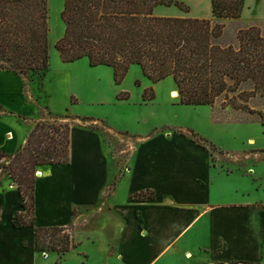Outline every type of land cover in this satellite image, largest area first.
I'll list each match as a JSON object with an SVG mask.
<instances>
[{"label": "crops", "instance_id": "crops-1", "mask_svg": "<svg viewBox=\"0 0 264 264\" xmlns=\"http://www.w3.org/2000/svg\"><path fill=\"white\" fill-rule=\"evenodd\" d=\"M204 9L205 17L197 7H192L188 16L212 18L211 1ZM155 12L182 15L158 8ZM242 16L243 10L241 20ZM32 89L23 76L0 70L1 152L20 149L33 125L41 120L42 106ZM10 116L15 118L14 128ZM97 137L91 128L72 125L69 162L40 167L34 191L36 226L73 229L85 212L97 207L105 212V223L113 234L111 255L121 264L173 262L186 257L180 250L183 243L203 236L216 252L213 263L259 261L263 257L264 198H252L249 188L222 185L228 172L216 169L212 156L196 142L180 133L138 137L131 153L133 162L125 160L126 172L118 176L122 200L111 202L119 190L115 187L108 194L112 175L105 170L106 161L91 154V143L97 144ZM145 190L153 191L154 197L131 198ZM19 210L16 184L7 175L0 176V264H35L33 228L11 224ZM71 240L74 243L72 236Z\"/></svg>", "mask_w": 264, "mask_h": 264}, {"label": "trees", "instance_id": "trees-1", "mask_svg": "<svg viewBox=\"0 0 264 264\" xmlns=\"http://www.w3.org/2000/svg\"><path fill=\"white\" fill-rule=\"evenodd\" d=\"M210 1L212 18L156 14L160 5L189 11L181 0H64V33L54 46L64 63L87 58L90 66L111 67L116 83L136 64L152 83L171 77L181 104L213 107L222 99L223 108L251 111L248 101L264 96V36L255 26L239 28L238 46L224 44L225 23L220 20L239 19L244 0ZM48 18V0H0V70L23 77L47 73ZM70 130L71 124L61 117L38 121L20 149L0 151V160L10 158L7 176L21 197V210L11 224L33 228L37 252L45 251L46 242L64 228L35 225V171L69 162ZM153 197L151 190L131 195L134 200ZM74 247L64 234L52 250L61 256ZM226 263L264 264L238 259Z\"/></svg>", "mask_w": 264, "mask_h": 264}, {"label": "rangeland", "instance_id": "rangeland-1", "mask_svg": "<svg viewBox=\"0 0 264 264\" xmlns=\"http://www.w3.org/2000/svg\"><path fill=\"white\" fill-rule=\"evenodd\" d=\"M181 1L189 6V11L174 5H160L157 8L182 14L165 15L178 17L188 16L192 7H197L201 10V16L205 17L204 4L209 5L210 2ZM63 3L64 0H48L49 70L44 75L24 76L26 84L33 88L34 97L42 106L40 121H53L55 117H61L71 127H87L97 133V144L91 143V154L96 153L106 161L105 170L112 175L110 186L113 188L118 189V176L126 172L125 160L132 159L133 162L131 153L134 144L139 141L137 138L165 132L180 133L200 143L212 156L216 169H222L221 173L228 172L226 183L222 185L228 189L232 185L242 187V190L249 188L252 198L255 195L264 198V96L257 94L248 101L251 111L223 108L220 105L222 99L213 107L184 105L179 102L178 93H173L177 88L171 77L152 83L136 64H132L122 81L116 83L111 67L90 66L87 58L64 63L54 46L64 33L61 18ZM244 4L242 20H220L225 23L224 44L238 46L236 33L239 28L255 26L264 36V0H244ZM150 94H153L152 98L144 99ZM9 120L12 128L17 126L15 118ZM9 161L8 155L0 160V176L7 175L5 165ZM40 169L35 171L36 177L40 175ZM242 175L246 176L243 178ZM118 190L111 202L122 200L121 188ZM107 192L109 194L110 190ZM103 197L98 201H102ZM104 216L105 212L97 211L96 207L85 212L84 218L73 229L63 227L64 230L55 233L53 240L46 242L49 247L45 251L35 253V264H121L111 255L113 234ZM64 234L74 238L76 247L59 256L52 248L57 247ZM181 246L180 250L187 254L186 257L183 255L173 262L160 260L157 264L217 263H213L216 252L207 246L204 236ZM262 255L259 261L264 263V249Z\"/></svg>", "mask_w": 264, "mask_h": 264}, {"label": "water", "instance_id": "water-1", "mask_svg": "<svg viewBox=\"0 0 264 264\" xmlns=\"http://www.w3.org/2000/svg\"><path fill=\"white\" fill-rule=\"evenodd\" d=\"M173 93H174V94H177V93H178V91H174Z\"/></svg>", "mask_w": 264, "mask_h": 264}]
</instances>
